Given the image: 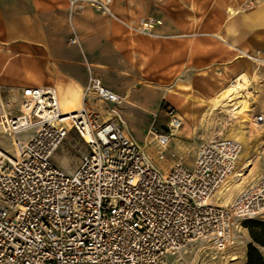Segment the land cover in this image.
<instances>
[{"label":"built area","instance_id":"1","mask_svg":"<svg viewBox=\"0 0 264 264\" xmlns=\"http://www.w3.org/2000/svg\"><path fill=\"white\" fill-rule=\"evenodd\" d=\"M67 1L70 14L90 4L114 18L112 0ZM157 23L150 16L140 26L155 35ZM70 43H79L75 32ZM84 91L101 106L85 101L69 121L52 85L0 93V128L16 138L12 151L0 146V264H178L198 242L224 250L237 239V222L264 215V166L223 204L241 171L237 140L213 135L192 164L179 153L164 170L147 144L165 159L183 127L179 114L169 110L164 129L153 122L139 143L121 111L125 96L91 70ZM256 121L264 126V115ZM70 130L86 150L66 171L53 156Z\"/></svg>","mask_w":264,"mask_h":264},{"label":"rangeland","instance_id":"2","mask_svg":"<svg viewBox=\"0 0 264 264\" xmlns=\"http://www.w3.org/2000/svg\"><path fill=\"white\" fill-rule=\"evenodd\" d=\"M65 1L67 3V14L69 19V22L67 19V24L70 28V31L66 36V42L69 45H75L81 51V53L84 54L85 52L81 48V40H79L78 44L70 43L71 35L76 30L73 28L70 20L68 1ZM227 4H231L235 7L239 6L244 10V12L240 13L239 15H242L240 17H242L243 22H247L245 27H247L250 32L255 34V36H253L255 37L254 41H256V34L261 35L262 33V35H264V19L254 15L258 10H264V0H112V10L115 15L121 19V21L109 16L107 17H109L110 20L118 23L128 34H130L131 37H153L156 35L155 27L153 29L155 35H150L145 31L135 29L136 27H140V22L142 19L150 16L154 17L155 19L158 18L162 20L163 24L167 25L165 32L167 34H173L177 37L169 38L167 39L169 41L165 40L162 41V43L157 44L144 41L143 39L139 41L135 40V42L132 43L128 40L129 36H122L120 34L121 32H118L119 34H117L115 38L103 43L102 46L104 51L108 53L106 54L108 55V59L106 60H109L114 69H121L124 72L114 73L110 68H104L100 65L95 67V70H92L91 68V71L97 74L106 86L111 83L117 84L125 78L131 80L132 84L134 85L136 82L139 84L140 82L143 83V80L149 81L151 79L152 81L150 82L152 83H160L163 85L167 84V86H175L179 78L189 82L190 86H192V91L189 88L188 90H182L180 92L177 91L173 94V98L179 102V106L177 102L175 103V100L169 96L165 99H162L159 105L158 117L155 121H150L148 126L154 122V126H156L159 130L164 129V123L167 120V112L169 110H174V112L181 115V117H183V127L176 137L181 141L179 144H182L185 147L181 153L185 155V159L188 164L193 162L196 148L203 141L212 138L213 135L227 138L226 135L231 126L236 128L240 127L248 136L246 143L242 145L240 154H247L248 160L252 162L249 166L246 165L248 160L243 159L240 162V172L243 173L242 176H244L243 182L241 184L242 189L261 173L262 166H264V126H259L258 129L250 123L248 125L242 124L241 126V123H239L238 120H235L224 114H214L212 116L206 115L208 107L204 106L207 102V98L196 94L200 93L204 96L211 95L214 93V90L219 89V85H217L215 81L209 77L206 79H201L196 75V70L191 67L192 62L189 63L190 65L187 64L188 58L187 54H185L186 50L182 49L180 45V41L184 38L190 39V37L193 36H204L211 32L213 34L217 30L221 32V25L218 24V22L223 19L224 20L222 23L224 22L223 26L225 27V31L228 34L235 33L237 30L236 20L238 19L239 15L225 23L227 16ZM116 8L124 11L125 15L127 14L128 16H132L135 21H127L120 15L119 12L116 11ZM82 9L79 11H82ZM91 9L94 12L101 14L94 8ZM251 17L253 18L251 19ZM128 24L130 26H128ZM75 33L77 36H79L77 31ZM201 45V43H194L191 45V50L195 53L201 49ZM254 45H257V42H255ZM262 45H264V37L259 39V48L255 46V49L253 50L248 49L246 46L245 47L250 52L258 51L259 54H257V57L262 59L264 58V47H262ZM131 50L136 51L134 54L136 55L135 60H131L130 58ZM170 50L173 51L174 57H176L175 61L179 62V65L173 67L171 71L167 70V64L165 63V55L167 51ZM246 60H249L252 65H256L258 69L259 78L258 81L254 82V90H258L259 99L253 104L252 111V114L256 115L260 112H264V63L257 64L247 57ZM84 61L87 62L86 57H84ZM89 70L90 69H88L87 65V72ZM54 85L57 88L56 83H54ZM167 86H158L155 88L161 90L163 94V90ZM193 92H196V94ZM195 96H198L204 101L200 106L193 104L190 105ZM85 101L87 105L92 107H94V104L96 103L97 105L94 108L101 106V104L95 102L93 98L88 100L86 97ZM131 103L132 102H130V105L124 106L125 109L127 108L126 110H129V112H126L125 110L126 113L132 114L131 109H133L135 106ZM188 111H193L198 116L197 129L195 131L192 119L187 114ZM203 114L205 115L203 116ZM124 115L126 122L136 139V134L133 130L135 123H132L131 118L126 116L125 113ZM133 118H135V115ZM144 132L145 130L141 132L140 135H138L139 139L144 140ZM175 143L176 141L173 139L168 148L171 153H173V150L176 148ZM151 145L154 147L153 144ZM0 146L11 151L13 147L12 138L3 133L1 128ZM85 150L86 146L84 142L80 139L76 132L72 131L65 138L54 154L53 161L60 168L66 171H71L76 168L79 163L80 156L83 152H85ZM159 154L160 153H158V155L152 154L155 158V162L163 169L168 168L171 165V161L166 156L169 154L165 155V159L159 158ZM167 160H169L170 163L166 162ZM248 170H251V173L248 172ZM236 193H238V190H236L233 195ZM250 220H264V215L241 220L240 222L236 223L237 226L234 230V234L237 239L232 245L228 246L224 250L217 251L210 244L198 242L193 244L188 249V251L182 255L178 264H246L247 245L252 241L249 235L248 227L246 226L247 221ZM257 247L262 252V254H264V248L259 246ZM232 255H238V259L234 263L233 261H230ZM174 264H176V262Z\"/></svg>","mask_w":264,"mask_h":264},{"label":"crops","instance_id":"3","mask_svg":"<svg viewBox=\"0 0 264 264\" xmlns=\"http://www.w3.org/2000/svg\"><path fill=\"white\" fill-rule=\"evenodd\" d=\"M83 8L82 11L71 14L70 20L79 35L78 38L81 40V48L85 52L84 54L75 45H69L66 42L70 28L67 24L68 14L65 0H0V93L3 96L16 95L26 86H55L54 83L57 82L64 85L79 86L83 89L88 78L87 65L90 70L91 68L95 70V67L100 65L104 68H110L114 73H123L124 71L121 69H114L109 60H106L108 53L104 51L102 46L103 43L115 38L119 34L118 32H121L122 36H129L128 40L132 43L135 40L143 39L157 44L169 38L177 37L173 34H167L165 32L167 25L158 18L155 36L131 37L124 28L110 20L107 15L94 12L92 7L87 4ZM116 11L127 21H135L132 16L125 15L124 11L118 8ZM240 16L236 20L237 30L235 33L228 34L225 31L224 22L222 23L224 19L218 22L221 25L220 31L224 38L230 42L234 40L237 47L246 46L253 50L255 46L259 48V39H262L264 35L262 33L261 35L256 34V41H254L255 37L253 36L255 34L245 27L247 22H243ZM180 42L182 49L186 50L187 64L192 62L191 67L196 70V75L201 79L209 77L217 85H219L218 79L226 77L225 80L230 81L237 72L250 62L246 60V57H237V50H230L212 32L204 36L184 38ZM255 42L257 45H254ZM194 43L202 44L201 49L195 53L191 50V45ZM135 53V50L130 51L131 60L136 59ZM84 57H86L87 62L84 61ZM175 59L173 51H167L165 55L167 70L171 71L173 67L179 65ZM150 81L152 79L143 80V83L140 82L139 84L136 82L134 85L131 80L125 78L117 84L107 85L116 93L125 96V101L129 99L131 104H134L135 107L131 109V112L135 118H131V122L135 123L133 130L139 143L144 142L138 138V135L144 130L147 132L149 129L147 126L150 121H153V115L159 113L160 102L167 98L161 90L155 88L167 86V84L163 85ZM179 81L185 82L186 80L179 78L177 83ZM176 84L167 87H176ZM190 90L192 91V86H190ZM196 95L204 98L211 96H204L200 93ZM170 98L174 99L179 106V102L175 98ZM96 105L95 103L94 106ZM124 106L125 102L121 106L122 113L123 110L127 109ZM127 111L129 112V110ZM174 150L173 153L169 150L167 156L172 162L183 149L176 150L175 148ZM169 160L166 162L170 163Z\"/></svg>","mask_w":264,"mask_h":264},{"label":"bare ground","instance_id":"4","mask_svg":"<svg viewBox=\"0 0 264 264\" xmlns=\"http://www.w3.org/2000/svg\"><path fill=\"white\" fill-rule=\"evenodd\" d=\"M226 11H227V16L225 19V23L227 21H230L232 18L239 15L240 13L244 12V10L241 7L239 6L235 7L231 4L226 5ZM254 15H257L256 17H259V18H264V10H258ZM114 18L117 19L118 21H121V19H119L115 15V13H114ZM252 18L253 17H251V19ZM128 26L130 25L128 24ZM135 29L142 30L143 28L140 26L139 28L136 27ZM213 35L218 40L226 44L230 48V50L231 49L237 50V53H238L237 57H247L248 59L256 62L257 64L264 63V58L260 59L257 57V54H259L258 51L250 52L246 47H237L234 44V40H232L231 42L228 41L226 38H224L223 34L219 32L218 30L215 31ZM251 67H252L251 62H248V64H246V66L242 70H240L239 72L235 74L234 78L228 81V83L225 82L227 81L225 80L226 77L225 78L222 77L218 79V84L220 85V88L217 91H215L213 95L211 94V96L207 98V102L205 103V107H208L206 111V115L212 116L214 114H224L235 120H238L239 123H241L240 124L241 126L242 124L248 125L250 123L253 126H255L257 129L259 128L260 125L256 121V117L258 114L256 115L252 114L253 104L256 103L259 99L258 90L257 91L254 90L255 88L254 82L258 81L259 75H258V70H257L256 65L253 66V68ZM185 82L179 81L176 84V87H166L163 90V95L165 97H168V96L173 97L174 96L173 94L176 93L177 91L180 92L182 90H188L190 88V85L188 84L189 82L188 83H185ZM56 86L58 89L55 88V86L53 87L56 89V92H57L58 103L62 111V115L67 117L65 118L67 121H69L72 118H78L79 116L77 114L85 106L86 94H85L84 88L82 89L79 86H71L69 84L64 85L61 82H57ZM129 101L130 100L127 99L125 101V105H130ZM203 102L204 101L201 100L198 96H195L191 103L194 105L200 106ZM123 112L126 113L125 110H123ZM126 114L129 118L134 117V115H132L131 113H126ZM187 114L192 119V122L194 125V131H195L197 129L198 116L193 111L192 112L188 111ZM259 114L264 115V112H260ZM21 121H24V120H21ZM149 126L147 127V129L149 128ZM71 132L72 130H70L69 134ZM226 136L227 138L237 140L241 145V150H242V145L246 143L247 137H248L245 131H243L240 127L236 128L234 126H231ZM85 137L88 138L87 136ZM149 138L150 137L149 135H147V132H144L143 142L147 143L146 141ZM80 139L83 141V138L80 137ZM178 139L179 138L177 137L174 138V140L176 141L175 143L176 150L184 149L185 147L182 144H179L181 143V141ZM12 140L16 142L15 137H13ZM147 145H149L148 149L153 155L155 154L158 155V153H160L151 144L148 143ZM243 159L248 160L247 154L239 153V159H238L239 165ZM170 161L172 162V160ZM251 163L252 162L248 160V163L246 165L249 166L251 165ZM164 170H167V168ZM250 171L251 170H248V172ZM236 172L237 173L235 177L229 181L228 190L225 192L224 199H223L224 205H226L232 200L234 196L233 194L236 190H238V192L241 190V184L243 182L244 176H242L243 173H241L239 170ZM237 259H238V255H232L230 258V261H233L234 263L235 261H237Z\"/></svg>","mask_w":264,"mask_h":264},{"label":"trees","instance_id":"5","mask_svg":"<svg viewBox=\"0 0 264 264\" xmlns=\"http://www.w3.org/2000/svg\"><path fill=\"white\" fill-rule=\"evenodd\" d=\"M251 242L247 245L246 264H264V254L259 247L264 248V220L247 221Z\"/></svg>","mask_w":264,"mask_h":264}]
</instances>
